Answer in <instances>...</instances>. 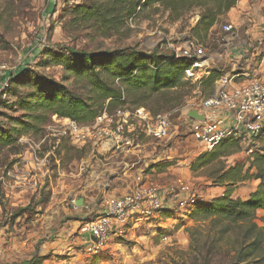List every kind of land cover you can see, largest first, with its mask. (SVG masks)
I'll list each match as a JSON object with an SVG mask.
<instances>
[{"label":"rangeland","instance_id":"obj_1","mask_svg":"<svg viewBox=\"0 0 264 264\" xmlns=\"http://www.w3.org/2000/svg\"><path fill=\"white\" fill-rule=\"evenodd\" d=\"M94 1L98 0H0V87L10 75L28 65L25 77L6 94L7 102L0 105V264H264V235L256 239L258 231L249 228V224L191 219L197 206L214 201L212 197L216 195L242 200L262 185L253 179L255 169L247 173L248 180L233 185L223 176L237 165L242 167L243 175L251 165L252 155L240 150L228 157H214L223 150V145L208 152L192 136L191 120L182 112L209 97L210 85L183 79L182 86L174 90H162L146 100L138 97L144 100L141 108L155 114L180 110V116L172 120L170 143L176 148L174 164L182 161L180 165L188 170L187 182L178 178L186 189L164 195V210L149 221L130 223L119 231H112L107 244L97 254L86 251L87 233H82L81 227L98 213L78 210L69 214V209L79 206L69 198L53 194L62 185L68 187L66 181L71 169L88 159L90 150H78L64 138L55 136L54 116L41 110L38 102L53 86L64 87L83 99L90 97L89 88L70 71L52 64L47 51L74 49L94 55L130 49L142 55L154 54L176 60L185 41L191 38L205 48L210 58L228 51V37L223 34L222 27L229 20L236 19L240 25L236 27L232 23L237 35L235 45L248 38L246 31L259 24L264 1L238 0L228 12L218 16L207 31L196 25L200 17L216 11L213 2L206 1L199 7L186 4L173 13L153 3L146 8L138 7L113 34L98 33L74 22L77 18L72 14L73 9L89 6ZM257 8L260 10L254 11ZM262 35L249 33L252 39ZM240 50V45L236 46L235 51ZM245 56L233 62L223 57L214 59L209 74L214 68L231 74L245 69L246 61H250L251 75L259 58H253L251 53ZM94 60L98 62L101 58ZM80 68L88 69L89 63ZM261 71L264 73V67ZM128 96L123 92L122 105L135 108ZM36 115L45 119L41 124L34 123V127H38L36 130L20 126L21 122L30 123V117ZM8 138L11 144L4 145ZM253 147L256 148L254 154L262 151L263 138ZM196 163L199 168H192ZM23 175H27L29 185H23ZM23 186L27 191L18 194ZM191 197L198 199L193 206L189 205ZM253 223L258 229L264 228L263 211H256ZM42 226L44 234L33 247L34 251L23 250L25 253L20 256L18 248L10 249L12 238L20 240L32 227ZM255 240L261 241V250L251 246Z\"/></svg>","mask_w":264,"mask_h":264},{"label":"built area","instance_id":"obj_2","mask_svg":"<svg viewBox=\"0 0 264 264\" xmlns=\"http://www.w3.org/2000/svg\"><path fill=\"white\" fill-rule=\"evenodd\" d=\"M262 37L252 39L249 36L244 41L234 44L237 35L234 27L228 23L222 27L226 39L227 49H236L242 58L251 53L253 58L258 57L259 63L250 75L249 69L234 72L231 77H222L218 82L215 93L202 99L199 105L185 110L182 114L191 120L192 136L202 143L205 150L213 151L225 142H235L247 155H253V147L259 139H264V16L262 17ZM261 50L259 53H257ZM245 56V57H246ZM176 60L187 64L183 77L186 81L200 83L209 76L210 58L205 48L194 39H187ZM4 69V68H2ZM14 75V74H13ZM10 75L0 87V99H6V90L9 86ZM241 82H236L242 79ZM9 80V82H6ZM197 111L202 120L188 117L190 111ZM178 109L152 114L150 111L137 107H119L109 113L103 111L94 121L81 125L67 118L53 117L52 130L55 136L67 140L73 148L85 146L94 147L100 143H108L111 150L123 155L137 147V131L152 139H165L169 136L174 117L180 116ZM85 173V168H81ZM138 182H141L139 179ZM177 190H185L186 186L180 179H175L166 190H159L152 186H137L122 197L104 199L103 212L81 227L82 233H87L94 241L89 240L86 251L97 254L108 242L112 231H119L130 223L149 221L156 217L160 210H164V195L173 194ZM198 202L191 197L189 205ZM188 204V201L186 202Z\"/></svg>","mask_w":264,"mask_h":264},{"label":"trees","instance_id":"obj_3","mask_svg":"<svg viewBox=\"0 0 264 264\" xmlns=\"http://www.w3.org/2000/svg\"><path fill=\"white\" fill-rule=\"evenodd\" d=\"M206 1L213 2L217 9L215 12H208L207 16L200 17L196 28L202 27L205 31L216 23L218 16L234 7L238 0H98L89 6L75 7L72 14L77 18L74 22L78 21L82 27L95 29L102 34H113L126 18L135 14L138 7L146 8L153 6L154 3L173 13L179 11L180 6L184 8L188 4L189 7H199ZM46 53L50 54L49 59L52 64L60 65L64 70L73 73L78 81L83 82L85 88H89L90 97L83 99L64 87L56 88L53 86L38 101L40 108L51 116L67 118L81 125L92 123L103 111L111 113L117 107H122L123 92L129 94L130 102L137 108L142 107L140 105H143L144 100L162 90H174L181 87L184 79L183 72L187 67L184 61H177L174 57L162 58L154 54L142 55L130 49L94 55H86V53L74 49H66L64 52L47 51ZM95 58H101V60L96 62ZM86 63H89L88 69L80 68ZM25 66L28 65L19 68L11 77L6 94L11 92L12 87L22 77H25L28 72ZM105 76L109 77V81L108 77L104 78ZM219 77L220 75L213 71L198 83L199 85H210L212 90L209 97L215 93V82L218 81ZM115 83L118 85L117 87L114 86ZM140 96L143 97V101L138 100ZM6 102L7 100L0 99V105ZM151 113L155 115L154 112ZM30 119V123L17 122L22 128L36 130L38 127H34V123L41 124L45 120L42 115L31 116ZM5 140L4 145L11 144L9 143L11 139ZM221 145H223V150L216 153L214 157H228L239 153L241 150L235 142H225ZM199 166L196 163L192 168L197 169ZM251 169L256 171L253 179L259 180L262 185L260 189L250 194L248 200H233L229 195H224L213 199L214 201L210 203L197 206L191 214V219L193 221L198 219L224 221L232 225L246 223L249 224V228L258 231L256 239H260L261 234L264 235V228L258 229L253 221L257 210L264 212V149L252 155L251 165L243 175L242 167L237 165L229 169L223 176L228 179L227 182L233 185L248 180L247 173ZM255 242L251 246L255 245V248L261 250L259 245L261 241L255 240Z\"/></svg>","mask_w":264,"mask_h":264},{"label":"crops","instance_id":"obj_4","mask_svg":"<svg viewBox=\"0 0 264 264\" xmlns=\"http://www.w3.org/2000/svg\"><path fill=\"white\" fill-rule=\"evenodd\" d=\"M256 10H260V8L254 9V11ZM262 16H264V12ZM228 17L231 16L228 15ZM261 17L259 24L248 29L246 33H260L262 31L263 25ZM229 22L230 24L233 23L236 27L240 26L236 19L235 21L229 20ZM222 57L225 60H230V62L240 59L238 52L234 49H229L228 51H224L223 54L211 56L210 65L214 64V59ZM246 62H248L246 68L239 70L245 71L248 69L250 61ZM232 66L234 67L233 64ZM212 71L220 75L219 79L233 75V72L228 74L223 72V69L214 68ZM241 81H243V78L236 82ZM217 87L218 82L216 81L215 89ZM135 134L137 135V147L123 155L114 153L108 143H100L94 147L85 146L82 147L83 149L77 148L83 151L89 149V158L73 166L66 181L67 185L69 184L68 187L62 185L59 190L57 189L53 192L56 197L57 195H61L62 198H69L70 201H74L79 206L69 209L67 211L69 214L77 213L80 210L82 213L95 212L100 215L103 212L102 201L104 199L122 197L137 186H152L159 190H166L171 186L172 180L176 178L184 179L186 182L188 181V170L186 167L180 165L182 161L174 164L173 159L176 157V148L170 143L173 135L169 133L167 138L157 140L147 138L139 131ZM81 168H85L86 172L82 173ZM26 177L27 175L21 176V180L24 182L23 185H29L30 183L26 181ZM139 179L141 182H138ZM62 187L63 189H61ZM23 188L18 194L27 191V187L23 186ZM167 195H171V193H167ZM222 196L216 195V197L212 198ZM249 197L250 195H246L242 198V201L248 200ZM28 231L25 237H21L22 239L13 241L12 238L10 241V249L12 250L13 247L18 248L20 256L24 255L25 252L23 250L27 251L31 249L34 251L33 247L35 248L38 245V241L42 239L44 227H32ZM89 240L91 238L87 234L86 242H89Z\"/></svg>","mask_w":264,"mask_h":264},{"label":"water","instance_id":"obj_5","mask_svg":"<svg viewBox=\"0 0 264 264\" xmlns=\"http://www.w3.org/2000/svg\"><path fill=\"white\" fill-rule=\"evenodd\" d=\"M188 117H189V118H192V119H195V120H200V121L202 120V116L199 115V114L197 113V111H195V110L190 111L189 114H188ZM79 205H80V203H79ZM91 240L94 241L93 238H91Z\"/></svg>","mask_w":264,"mask_h":264}]
</instances>
